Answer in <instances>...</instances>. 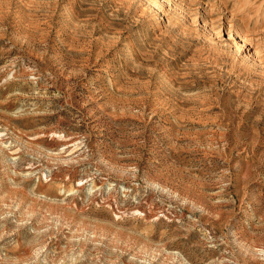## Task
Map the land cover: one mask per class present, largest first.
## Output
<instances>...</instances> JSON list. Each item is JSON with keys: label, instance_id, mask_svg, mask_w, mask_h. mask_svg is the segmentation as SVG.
<instances>
[{"label": "rangeland", "instance_id": "374dc122", "mask_svg": "<svg viewBox=\"0 0 264 264\" xmlns=\"http://www.w3.org/2000/svg\"><path fill=\"white\" fill-rule=\"evenodd\" d=\"M0 264H264V0H0Z\"/></svg>", "mask_w": 264, "mask_h": 264}]
</instances>
